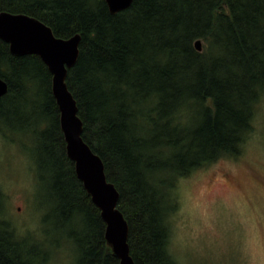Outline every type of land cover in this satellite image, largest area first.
<instances>
[{
  "label": "trees",
  "instance_id": "16d2710c",
  "mask_svg": "<svg viewBox=\"0 0 264 264\" xmlns=\"http://www.w3.org/2000/svg\"><path fill=\"white\" fill-rule=\"evenodd\" d=\"M0 12L35 17L59 38L81 35L67 84L83 139L120 193L130 254L136 264H176L167 222L178 179L237 157L252 130L264 92V0H134L118 14L105 0H0ZM0 77L9 86L0 132L31 135L61 226L78 222L66 236L75 264H119L67 157L47 66L36 55L14 57L0 40ZM3 200L0 191V264H45L51 255L2 219Z\"/></svg>",
  "mask_w": 264,
  "mask_h": 264
},
{
  "label": "rangeland",
  "instance_id": "374dc122",
  "mask_svg": "<svg viewBox=\"0 0 264 264\" xmlns=\"http://www.w3.org/2000/svg\"><path fill=\"white\" fill-rule=\"evenodd\" d=\"M251 125L240 155L178 179L177 209L167 222L168 252L176 264H264V92ZM31 138L0 132L2 219L32 248L39 245L51 255L45 264H75L66 236L77 231L78 222L61 226L50 183L39 181Z\"/></svg>",
  "mask_w": 264,
  "mask_h": 264
},
{
  "label": "water",
  "instance_id": "95a60500",
  "mask_svg": "<svg viewBox=\"0 0 264 264\" xmlns=\"http://www.w3.org/2000/svg\"><path fill=\"white\" fill-rule=\"evenodd\" d=\"M112 14L128 10L134 0H105ZM0 40L9 45L14 57L36 55L52 75V93L60 112V127L67 157L75 164L77 178L93 204L100 210L106 225L105 240L119 264H136L130 254L129 224L119 209L120 193L109 182L105 165L83 139L84 124L77 101L68 88L69 70L80 55L81 35L69 39L55 36L52 28L27 14L0 12ZM195 46L201 52V41ZM8 83L0 77V99L7 95Z\"/></svg>",
  "mask_w": 264,
  "mask_h": 264
}]
</instances>
